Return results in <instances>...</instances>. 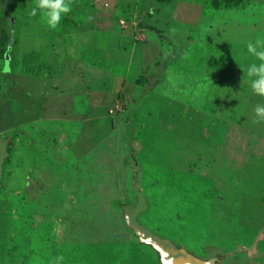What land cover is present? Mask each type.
Masks as SVG:
<instances>
[{
    "label": "rangeland",
    "instance_id": "rangeland-1",
    "mask_svg": "<svg viewBox=\"0 0 264 264\" xmlns=\"http://www.w3.org/2000/svg\"><path fill=\"white\" fill-rule=\"evenodd\" d=\"M34 2L0 0V101L23 108L0 137V264H160L123 221L137 172L149 232L264 264V98L244 72L264 0H70L55 29ZM97 89L110 103L94 105ZM29 94L59 112L34 125Z\"/></svg>",
    "mask_w": 264,
    "mask_h": 264
},
{
    "label": "clouds",
    "instance_id": "clouds-1",
    "mask_svg": "<svg viewBox=\"0 0 264 264\" xmlns=\"http://www.w3.org/2000/svg\"><path fill=\"white\" fill-rule=\"evenodd\" d=\"M71 11L70 0H35L34 5L28 10V15L31 17L39 15L49 28L55 29L62 18ZM246 51L250 57L254 58L244 67L249 94L264 98V41L259 39L248 41ZM253 114L254 122L264 121V102L254 106Z\"/></svg>",
    "mask_w": 264,
    "mask_h": 264
},
{
    "label": "crops",
    "instance_id": "crops-1",
    "mask_svg": "<svg viewBox=\"0 0 264 264\" xmlns=\"http://www.w3.org/2000/svg\"><path fill=\"white\" fill-rule=\"evenodd\" d=\"M79 55V54H78ZM77 60H72V64L75 63ZM80 61V60H78ZM123 84V83H121ZM114 85V83H113ZM122 87V86H121ZM62 92V91H61ZM34 93V92H33ZM35 94V93H34ZM34 94H29L27 99V108H26V118L28 121L32 122L34 125L36 122L38 123L40 121V113H55L59 112L57 110L58 108H54L55 104L49 105L47 107V104L42 103L46 97H58L63 96V94L55 93L53 90H44L42 91L43 101L38 99L35 101V99L31 100L30 98H34ZM65 94L71 95V91H66ZM109 94V93H108ZM66 96V95H65ZM107 94L101 93L99 89L96 90V94H92V99L94 105H97L98 107H101V105H104L107 97ZM110 96V95H109ZM30 97V98H29ZM109 98V97H108ZM60 102H62V99H60ZM107 103H110V99ZM105 104V105H106ZM37 116H35V114ZM56 114V113H55ZM23 117V108L21 109V105L19 101H16L14 99H5L0 101V137L4 135H9L15 132L17 129L21 127V121ZM136 204V203H135ZM135 204H130L131 206H134Z\"/></svg>",
    "mask_w": 264,
    "mask_h": 264
},
{
    "label": "water",
    "instance_id": "water-1",
    "mask_svg": "<svg viewBox=\"0 0 264 264\" xmlns=\"http://www.w3.org/2000/svg\"><path fill=\"white\" fill-rule=\"evenodd\" d=\"M140 242L150 245L158 254L160 264H216V258L202 260L188 253L184 248L176 247L169 240L160 238L149 231H137Z\"/></svg>",
    "mask_w": 264,
    "mask_h": 264
},
{
    "label": "trees",
    "instance_id": "trees-1",
    "mask_svg": "<svg viewBox=\"0 0 264 264\" xmlns=\"http://www.w3.org/2000/svg\"><path fill=\"white\" fill-rule=\"evenodd\" d=\"M10 142L11 141L9 138H6L5 140L0 139V187H1V180H2V175H3V168L7 162V159L9 157V154L11 151L10 150V148H11ZM134 182L136 184V186H135L136 190L135 191H136L137 202L134 206H131L130 204H122L120 206L121 212L123 215V221H124L125 226L128 229L132 230V232H133L134 236L137 238L139 244L152 248L150 245L144 244V243L140 242L138 239L139 234L137 233V231H139V230L148 231L138 221V215L146 207L143 205L145 200L142 197L141 193L138 191L139 190V183H140V178H139L138 172L135 174ZM141 199H142L143 203H141ZM215 258L217 259L216 264H221V262L224 260V257H222V256H217ZM158 259H159V256H158Z\"/></svg>",
    "mask_w": 264,
    "mask_h": 264
},
{
    "label": "built area",
    "instance_id": "built-area-1",
    "mask_svg": "<svg viewBox=\"0 0 264 264\" xmlns=\"http://www.w3.org/2000/svg\"><path fill=\"white\" fill-rule=\"evenodd\" d=\"M117 107L115 106V109H116ZM115 109H112V110H115ZM112 110H110V113H112L113 111Z\"/></svg>",
    "mask_w": 264,
    "mask_h": 264
}]
</instances>
